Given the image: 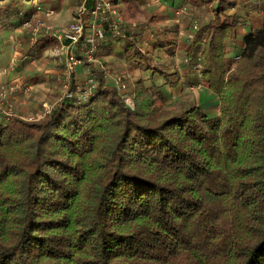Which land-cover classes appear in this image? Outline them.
I'll return each mask as SVG.
<instances>
[{
  "label": "trees",
  "instance_id": "1",
  "mask_svg": "<svg viewBox=\"0 0 264 264\" xmlns=\"http://www.w3.org/2000/svg\"><path fill=\"white\" fill-rule=\"evenodd\" d=\"M234 7L217 0L181 48L185 85L215 94L216 116L160 108L145 89L130 108L95 69L85 101L35 121L0 113V264H264V13L232 67ZM104 26L108 47L146 58L137 34ZM41 40L33 57L57 44Z\"/></svg>",
  "mask_w": 264,
  "mask_h": 264
},
{
  "label": "rangeland",
  "instance_id": "2",
  "mask_svg": "<svg viewBox=\"0 0 264 264\" xmlns=\"http://www.w3.org/2000/svg\"><path fill=\"white\" fill-rule=\"evenodd\" d=\"M216 1L170 0L169 3L159 0H112L116 13L114 20L123 32L128 30L137 34L131 36L130 40L146 53V58L137 63L134 51L131 50V54L127 56L126 47L117 40L110 47L105 46L106 48H102L100 43L92 60H84L68 75L56 36L58 31L66 29L74 20L83 4L86 8L87 24H99L105 31L104 24L107 22L102 23L99 14H91L93 0H0V45L9 35V40L13 41L9 42L11 45L16 43V37L24 39L28 45L39 44L44 38L57 43L34 56L36 60L23 73H19L20 77L0 84V91L3 89L5 94L4 97L0 96V113L5 116L21 115L28 121L39 120L65 99V95L74 93L77 89L83 91L87 80L93 76L91 70L95 69V73H100L106 83L120 91L121 97L130 108L134 105L132 95L137 90L145 89V92L148 91L147 95L160 108L179 110L200 106L208 116L218 115L219 99L215 94L201 84L183 85L180 78L181 74H187L186 65L183 64L185 57L181 50L183 41L193 39L189 35L194 36V25L199 29L212 19L211 7L216 5ZM233 1L244 4L243 7L249 9L250 14L264 13V0ZM230 11L227 13H231ZM16 13L21 18L27 15L30 18L18 26V20L14 19ZM109 21L110 18V25ZM242 26L244 21L239 27ZM168 41L173 42L169 50L158 45L153 47L151 44H167ZM15 47L19 48L17 43ZM29 53L34 55L33 51ZM75 54L83 59L82 50L78 49ZM27 55L23 56L21 65L31 61L32 56ZM238 58L232 59V67ZM150 65L165 67L164 73L169 75V79L165 81L157 75H151L149 70H144ZM174 83L177 86H172ZM153 85L160 87L162 99L157 98L152 91Z\"/></svg>",
  "mask_w": 264,
  "mask_h": 264
},
{
  "label": "built area",
  "instance_id": "3",
  "mask_svg": "<svg viewBox=\"0 0 264 264\" xmlns=\"http://www.w3.org/2000/svg\"><path fill=\"white\" fill-rule=\"evenodd\" d=\"M93 9L91 14L96 16L100 15L102 23L107 22L110 18L108 28L113 33H119L120 27L114 20L116 16L112 0H93ZM261 3V2H260ZM259 4V3H258ZM262 4V3H261ZM86 8L84 4L79 9L74 20L63 31H58L56 40L60 45L61 53L64 58L66 72L69 75L77 65L82 64L84 60L90 62L98 45L105 40V31L99 24H87L86 22ZM107 13V15H104ZM101 23V24H102ZM194 25L193 29L197 30ZM193 36L189 35L191 39ZM80 49L83 52V59L78 58L75 52ZM4 73V71H3ZM1 74V73H0ZM95 89V83L92 78L88 79L84 90L77 89L74 93H69L64 98H77V101H85ZM4 90L1 89L0 96L4 97Z\"/></svg>",
  "mask_w": 264,
  "mask_h": 264
},
{
  "label": "crops",
  "instance_id": "4",
  "mask_svg": "<svg viewBox=\"0 0 264 264\" xmlns=\"http://www.w3.org/2000/svg\"><path fill=\"white\" fill-rule=\"evenodd\" d=\"M159 1H169L170 3V0H159ZM243 5L244 4L242 3H235L236 8L231 9L230 11L231 13H229L230 15L237 13L244 19L243 20L244 26H242L241 28L239 27L236 31L235 41L227 42L225 58L231 61L233 58L239 57L241 50L243 48L245 36L250 32H256L260 30V27L262 25V15L263 14L261 13L259 15L250 14L249 9H247L246 7L244 8ZM10 37H11L10 35L9 37L6 36L3 39V43L0 45V71H2V73L0 74V84L4 82L6 83V82L13 81L16 77L18 78V76L20 77L19 73H23L25 69L28 68L30 64H33L34 60H36V58L33 57V55L29 53L31 51L30 48L32 47L33 44L28 45V43H26L24 39L16 37L17 38L16 43L19 47L17 49V47H15L16 43H14L13 45L9 43L10 41L13 42L12 40H9ZM103 42H102L101 47L102 48H106L105 46L108 47L109 42L107 44L106 42L105 43ZM26 53H29V54L27 55ZM20 54H22V56ZM26 55L32 56L30 57L31 61L29 60L27 64L26 62H24L21 65L20 63L23 62L22 60ZM136 62L139 63V60H137ZM180 78L182 79L181 84L185 85V82H183L184 74H181ZM19 116L25 119L21 115Z\"/></svg>",
  "mask_w": 264,
  "mask_h": 264
}]
</instances>
